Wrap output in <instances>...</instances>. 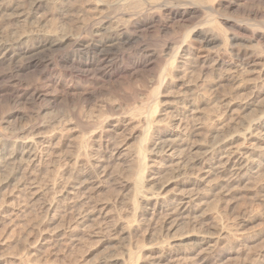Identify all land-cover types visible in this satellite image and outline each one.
Listing matches in <instances>:
<instances>
[{"label":"bare ground","instance_id":"obj_1","mask_svg":"<svg viewBox=\"0 0 264 264\" xmlns=\"http://www.w3.org/2000/svg\"><path fill=\"white\" fill-rule=\"evenodd\" d=\"M38 2L39 0H34L32 3L36 6ZM3 4H0V12L3 14V18L8 21H14L18 26L16 25L17 27L15 26L14 28L13 25H9L10 27L8 28L6 36L0 33V67L3 68L5 66L9 68L8 70L11 73L8 71L10 73L8 74V78L13 83L20 73H24L33 68H42L43 73L41 80L37 81L40 84H34L35 86L32 85V87L28 85L30 88L23 89L21 85H17L19 82L25 81V79L21 80L19 78L21 81H15L16 87L21 86L22 90L20 92H16V90L12 91L8 95V102L12 104L13 108L11 110L10 108L12 106L9 107L8 109L11 112L8 113L6 118H1L0 120V175H4L2 173L6 175L4 180L0 182V189L8 183L16 181L18 185L14 187V190L17 191L19 197H22L31 206L33 202H37L43 195L39 182L37 181L38 175H34L35 168L40 164L42 165L44 161L55 158L58 147L61 145L58 146V143H55V135H52L49 139L41 137L37 134L38 132L36 133L33 130L34 126L32 125V128L28 125H21L18 129L23 120H31L33 122L34 119L23 114L20 108L24 110L29 106L34 105L36 107L35 104L46 98V92L42 87L43 85H46L49 90H53L54 92L63 89L65 95L62 98L67 100L70 92H73L74 87L72 84H68L69 82L67 83L68 79L66 81V78L73 81V77L79 75L85 78V85L86 83L93 84L96 80L98 83L103 84L102 86L104 88L107 86L104 83L109 82L110 90L115 91L114 93L116 95L123 96L134 107V102L137 99L136 96L139 94L140 89H145L149 93L152 87H148L149 85L144 86L142 80L138 79L140 75L138 72L139 69H146V67L153 63L157 64L162 61L164 57H169L172 61L164 68L163 76L179 73L184 77L190 69L199 75L193 83L191 80L187 82L183 81L186 86L185 91L176 98L175 103L173 102L172 104L169 102L175 106L177 111L175 116L171 114L172 116L169 118L171 120L167 119L169 116L167 111L172 109L171 104L168 105L169 103L162 111L155 108V111L150 116H142L141 114L144 113L141 111L142 109L131 106L134 109L132 110L135 111L133 113V119H130L131 124L134 125L130 138L134 140V147H126V144H122V142L120 144L115 142L112 129L114 131V127L117 126H114L113 119L109 116L99 122L98 129L94 127L97 130L91 131L92 124L89 126L81 125L79 128L86 134V137L84 135L79 143L76 157H71L73 164L71 163L72 165H70L73 167L69 172V176L62 182H55L50 188L54 192L58 190V198L60 199L57 198L58 200H55L56 202L60 201L64 206L65 214L68 217L65 219H68L69 223V227H66L69 228L68 230L70 232H74L73 238L74 236L78 237L76 236L77 232L82 230L81 228L85 226L86 222L91 219H98L103 211V208L98 209L96 204H92L91 201L93 200H90L91 192L103 189L104 184L107 183L105 182L103 184L105 181L104 178L108 175L109 165L121 161L124 156H122L123 153H130L131 164L129 166L132 175L128 188H130L132 196L130 201H128L130 202L129 206L132 211L130 213L135 216V219L124 221L128 217L124 219L122 218L123 216L119 217L121 219L114 217L115 222L110 225L105 223V226L102 223L97 225V222L95 226L98 227L95 229L91 228L93 225L88 226L91 228L88 233H91V236L93 235L95 237L106 234L110 238V241L107 240V242L119 241L121 238L129 241L132 238V234L139 233L145 226H148L155 218L159 217L162 225L161 230L167 236H165V240L167 238L168 240L165 244L147 248L145 244L144 246L141 245L142 243L137 244L138 246L135 245L138 251L145 250L156 253V256L150 262H147L145 258H143L145 260L140 259L141 257L136 254L138 252L137 250H133L134 253L128 248V250L124 249V255L129 257V259L123 258L122 256L124 255L120 256V258L107 257L99 264H204L212 260L218 252L223 253L219 255L222 259H217L218 262L214 264H223L224 257L236 253L235 248V251H230L229 248V251H225L227 247L232 246L234 231L225 227H206L205 210L212 196H215L216 199L218 197L219 202H221V200L236 196L241 190L243 191V185H257L259 183L261 172L264 168V101L262 100L263 102L256 103V97L258 96L253 93L245 97L235 95L237 98L224 95L220 100L218 99L219 106H217V111H215V113L218 112L217 114H219L218 117L216 116L217 120H221L226 116L246 115V112L249 111L254 112V114L256 113L254 119L249 117L251 112L248 115V118L251 120L249 119V127L244 132L234 133L224 137L220 129L223 128L222 125L218 129L209 131L207 120L205 119L198 124L195 122L192 126H190L191 124H186V119L188 118L194 121L197 116H201L202 119L205 118L207 114H204L205 111L202 107L214 102L211 100L212 97L204 96V99L201 100L189 95L188 92L194 90L193 88H199V84L206 91L218 89L227 82L230 85L236 84V88H238L237 84L240 82V73L243 76V72H246L249 75L257 76L256 79L262 84V88L261 90L259 89L260 91L256 89L260 95H264V0H110L109 2L99 0L96 12L86 21L79 22L80 33L77 35L65 31L48 30L45 32V30L40 29L41 20H39V17L34 18V20L37 19L36 23L38 25H33L32 11L29 10V12L26 10L25 12L20 5L12 6V3H10L11 5ZM60 16L68 18L73 15H71L69 10L64 8V10L60 11ZM204 21L206 23L203 24ZM180 24L185 25L188 29L184 41L167 42L158 40L163 35L166 36L173 33L174 27ZM33 26H35L34 29ZM148 40H151L153 44H148ZM253 50L257 52V55L253 53ZM51 52H56L58 55L55 57L52 55L54 58H51L47 55ZM15 74L18 75L16 76ZM21 78L23 79L22 76ZM170 79L174 81L175 76H171ZM85 80L83 79V81ZM164 83L167 84V80ZM169 83L171 82L169 81ZM8 84L10 85V83ZM153 94H155V91ZM194 94L196 93L194 92ZM54 96L56 95L54 94ZM198 98L200 97L198 96ZM104 107L106 112L110 114L112 107L110 105H104ZM28 109L31 108L29 107ZM40 110H43V108ZM166 114L168 115L166 116V120H169V122L168 124H162L165 120H162V117ZM240 118L243 119L244 117ZM31 121L30 124L32 123ZM72 121L74 120L72 119ZM231 121L234 120L231 119ZM5 125L6 127H4ZM72 130L70 129V131ZM89 131L91 132L87 137ZM197 138H200L202 142L197 143ZM191 153H193L191 158H186V155H190ZM42 155L47 159L44 160ZM67 164L69 165L68 162ZM58 165L60 164L58 163ZM163 168H169L174 175V180L169 182L166 179L167 182L160 185L159 192L146 190L148 183H152L157 178L156 175L158 176L159 170ZM171 183H175L177 186L173 192L169 190L171 194L169 192L170 195L166 196L163 192L167 190ZM216 199L215 201H217ZM212 203L209 205H212ZM216 204L218 205V203ZM48 208L47 211H55L52 206ZM223 211L225 212V210ZM219 215L217 214V217ZM0 216H2L1 209ZM136 217L142 218L139 220ZM115 218L119 220L117 221ZM65 219L63 220L65 221ZM236 219H238V216ZM216 222L219 221L217 220ZM250 223V220L242 218L238 222V227L244 229ZM187 226L199 228L200 233L196 231L199 234L197 233L195 236L189 235L188 233H180ZM228 227L230 228V226ZM212 230L213 233H211ZM33 232L29 236H32ZM128 237L129 239L126 240L125 238ZM193 237H195V240L192 243H187ZM74 239V242L78 241L77 238ZM122 243L124 244V241ZM96 244L99 245V243ZM31 245L32 243L28 246ZM93 246L95 247V245ZM31 252L29 251L27 253L30 254ZM25 263L22 262V264Z\"/></svg>","mask_w":264,"mask_h":264},{"label":"rangeland","instance_id":"obj_2","mask_svg":"<svg viewBox=\"0 0 264 264\" xmlns=\"http://www.w3.org/2000/svg\"><path fill=\"white\" fill-rule=\"evenodd\" d=\"M16 1L18 2V4ZM33 1H31V0H12V1L11 0H0V4L2 5L5 2L3 5H5V4L11 5L10 3H12V6L13 5H20L22 10H24L25 12H26V10L32 11L33 25H35V26L38 25V23H36L37 19L34 20V18L39 17V20H41L40 29H43V31L45 30V32L48 30L49 31H65V32L76 34V35L78 33H80V29H79V25H78L79 22L80 21H86L87 19H89L90 16L93 15L94 12H96V7H97V4L99 2V0H67V1H65V0H41L40 1L39 0V2L36 4V6H34V4L32 3ZM103 1L109 2L110 0H103ZM30 2H31V4H30ZM27 3H29V4H27ZM62 5H63V7H62ZM30 7H31V9H30ZM64 8L69 10L71 12V15H73V16L68 17V18L60 16V11L64 10ZM34 12H36L37 14ZM1 14L2 13L0 12V18H1L0 19V33L2 35L6 36V34L8 33V28L10 27L9 25H11V26L13 25V27L15 28V26L16 25L18 26V24L17 23L15 24L14 21L6 20L5 18H3V14L2 15ZM74 20H76V21H74ZM204 23H206V21H204L203 24ZM35 26H33V29L35 28ZM57 28H59V29H57ZM67 29H68V31H67ZM173 30H174L173 33H170L169 35H166V36L163 35L160 37L162 39L159 38L158 40L159 41H167V42H171V41L172 42H179V41L182 42L185 40L187 32H188V29L185 25L180 24L178 26H175ZM173 40H177V41H173ZM151 42H152L151 40H148V44H153ZM253 53L257 55V52L254 50H253ZM47 55L52 58L53 57L52 55H54V57H55L58 55V53L51 52V53H48ZM166 58L167 57H164L163 60L158 62L157 64L153 63L152 65L146 67V69L142 68V69H139V71L137 70L140 74L138 79L142 80V84L144 86L149 85L148 87L152 86L150 88V91H149V93L151 95L147 91H145V89H143V90L140 89L141 92L139 91V94H137V96H136L137 99H135V102H134L135 104L133 103L134 107H137V108L139 107L140 109H142L141 111L144 112L141 114L142 116H150V114H152L153 111H155V108H157L159 111H162L164 108H166V106L170 105L171 103L173 104V102L175 103L176 98L179 97L181 95V93H183L186 89L184 82L191 80L193 83L199 77L198 73L195 71H192L191 69L189 70L188 74H186V76H184V77H182V75H180L179 73H174L172 75L168 74L167 76H163L162 74H163L164 68H166L167 64L172 61V59H170L169 57L167 59ZM4 67L3 68L0 67V102H1L0 103V120H1V118L2 119L6 118L8 113L11 112V110L13 108L12 104L8 102L9 93H11L12 91H15V90H16V92L17 91L20 92L22 90V88L23 89L28 88L30 85H31V87H32V85L33 86L39 85L40 82H37V81L41 80V76L43 73L42 68H37V69L33 68V69L26 71L24 73H20L21 75L19 74L18 78L16 80H14V83H13L12 80L10 78H8L9 77L8 74L11 73L8 70L9 68L8 67L4 68ZM8 71L10 73H8ZM245 73L243 72L244 77L240 73V75H241V77H239V79H240L239 83L240 84L239 83L237 84V87L240 89L236 88V84L230 85L227 82V83H224L222 87H220L221 90H220V88H218L215 90L206 91L204 89V87L203 86L200 87L201 84H199L198 85L199 88H193L194 90L189 91L188 94L193 96V97L195 96V98H197V99L202 100V99H204V96L210 97V98L212 97L211 100L214 102L210 101L211 104L209 103V105L202 107V109L204 108V111H205L204 114H207V115H205V118L202 119L201 116H197L195 121L192 120L191 118H188L189 121H187L188 119H186V122H187L186 124H189V125L191 124L190 126H192L195 124V122L198 124V123L203 122V120L205 119V120H207L206 122H207V127H208L209 131H213L215 129H218L222 125L223 128H220V129H221V133L224 137L229 136V135L234 134V133L244 132L249 127L248 126L249 125V119L250 118L254 119L256 116L255 115L256 113L254 114V112L249 111V112H246V115L242 114L243 116L242 115L241 116L233 115L234 117L233 116L232 117L226 116L225 118L227 120L225 118H222L221 120H219V119L217 120V117L219 114H217L218 112L215 113V111H217V106H219L218 105L219 102H217V101H219L220 98L224 95L228 96V97H231V96L235 97V95H237V96L239 95L238 97H245V96H249L250 94L253 93V94H256V96H258V97H256V101H257L256 103H261L264 101V95H260L258 93L262 88V84L259 83L258 79H256L257 76L249 75V74H247V73L245 74ZM21 76L23 77V79L21 78ZM169 76L170 77L175 76V80L172 81ZM19 78L21 80L25 79V81H21ZM67 79H68V81H67ZM83 79L85 80V78H83L82 76H79V75H77L76 77H73V81L69 80V78H66L67 83L69 82L68 84H72L74 87L73 92H70V94H69L70 96H68L69 98L67 100L62 98L65 95V92L63 89H59L56 92H54L53 90H49L46 85H43L42 87H43V90H45V92H46L45 93L46 98H44L42 101L38 102L39 103V104L37 103L38 105L35 104L36 107L34 105H33L34 107L29 106L31 109H28L29 107L25 108L24 110L20 108V110H22L23 114H25L26 116H29V118H33L34 120H33V122L29 119H28L29 121L23 120L22 124H20L18 129L21 127V125L22 126L28 125L30 127L32 125V126H34L33 130H35L36 133L38 132L37 134H39L41 137H46L49 139L52 135H55V137H56L55 143H58V146H60V145L61 146L58 147V150L56 153L57 158L56 157L52 158L53 160L50 159L49 161L46 160V161H44V163H42V165L40 164L39 166H37L35 168L36 172L34 171V173H35L34 175L35 176L38 175L37 181L39 182L41 192L43 195L39 198V200L37 202H35V203L33 202L32 206L30 203H26L22 197H19L17 191L14 190L15 189L14 187L18 185V183L16 181L8 183V184L1 187V189H0V209H1L2 216H0V264H22V262L25 263L27 258H28V260L26 261L25 264H32V263L33 264H38V263L39 264H75V263L76 264H80V263L81 264H85V263L99 264L100 262H102V260H104L107 257L108 258L109 257L110 258L111 257H119L120 258V256L125 254V250H128V248H130V250H132V251L133 250L138 251V249H137L138 245L137 244L142 243L141 245H143V246L145 244V246L147 248V247H152L155 245L165 244V242L168 240V238H167V240H165L167 236L165 235V232L161 230L162 225H161L159 217L155 218L148 226H145L143 228V230L144 229L145 230L140 231L141 234H140V232L137 234L136 233L132 234V235H134V236L136 235V236L134 237L131 235L132 238H130L129 241L127 240V239H129V237H128V238H125L127 241H125L124 239L121 238L119 241L117 240V241L109 242L110 238L106 234H105L106 236L100 235L102 237L101 238L100 236H96V237L93 235L91 236V233H88L89 230H91V228L95 229L96 227H98V226H95L97 222H98L97 225L98 224L100 225L102 223V225L105 226L106 224H109V225L111 223L113 224V222H115L114 217L119 218V217L123 216L122 217L123 219L128 217V219L126 218V220H124V221H129V220L135 219V216L132 213H130L132 211L130 210V206H129L130 205L129 201H130V198L132 196L130 188H128V184H129V181H130V178L132 175L131 174L132 171H131L130 166H129L131 164L130 163V153H127V154L123 153L122 156L123 155L124 156L122 157L121 161L109 165V169L107 172L108 175H106V177L104 178L105 181L103 182V184L105 182H107V183L104 184L103 189L91 192L92 194L90 196V200L91 199L93 200V201H91L92 204L93 205L96 204L98 209L103 208L102 214L100 216L101 218L99 217L96 220L91 219V220H93L92 222H91V220L86 222L85 226H83L81 228L82 230L79 229L80 231L77 232V234H76V236H78L79 238L74 236V238H77L78 241H80V242H78V241L74 242V240H75L73 238L74 232L72 233V232H70V230H68L69 229L68 228L69 223H68V219H65L68 217L65 214L64 206L60 201L56 202V200L60 199V198H58V195H59L58 190H55V192H54L50 187L55 182H62L64 179H66L69 176V172L71 171V169L73 167V166H71L73 164L72 158H74V156L76 157V155L78 153L77 148H78L79 143L81 142L83 136L85 135V137H86V134H84L82 132V129L79 127L81 125L89 126L92 124L91 131L97 130L99 128V122L105 120V118H107L109 116L113 119L114 126H117V127H114V131L112 129V135L114 137L115 142L118 144H120L122 142V144H126V147L127 146L132 147L133 145H135L134 140L130 139L131 133H132V127L134 126L131 124L132 122H130V119H133V113H135V111H133L134 107L131 105L132 103L130 102V104H129V101H127V99L123 98V96L116 95V93H114L115 91L110 90L109 85H108L109 82L104 83L108 86L107 87L105 85L107 88L106 89L102 86L103 84H101L100 82L98 83L96 80L93 82V84H87L86 83V85H85L86 80L83 81ZM251 79H252V81H251ZM163 80L164 81L167 80V84H165ZM15 81L16 82L21 81L17 85H21L22 88H21V86L16 87L17 85H16ZM169 81L171 83H169ZM245 81L246 82L248 81V82L246 83ZM27 82H28V84H27ZM36 82H37V84H36ZM8 83H10V85ZM228 84L230 85V87ZM244 84H246L247 86ZM260 84H261V87H260ZM23 86H26V87H23ZM233 87H235V88H233ZM243 87H244V89H243ZM2 88H3V90H2ZM256 88L258 90L259 89L260 90L258 91ZM154 91H155V94H153ZM194 92L196 94H194ZM50 93L51 94L54 93L56 96H54V94L51 95ZM72 95H73V97H72ZM208 95H210V96H208ZM174 96H175V98H174ZM198 96L200 98H198ZM237 96L235 98H237ZM57 97H59V98H57ZM139 99H141V100H139ZM45 100H47V101H45ZM56 100H57V102H55ZM112 100H114V101H112ZM169 102H171V103H169ZM144 103H146V104H144ZM7 104H9V105H7ZM172 104H171L172 109H169L167 111L169 116L166 114L165 116L162 117V120H164V119L166 120V116H168L167 119H169L172 116L171 114H174L173 116H175V114L177 113L175 106H173ZM104 105L105 106L110 105L112 107L110 114L106 112V110L104 109L105 108ZM131 106L133 108H131ZM9 107H11L10 108L11 110L8 109ZM41 107L43 108V110H40V109H42ZM128 108H129V110H128ZM26 109L28 110V112ZM29 110H31V111H29ZM113 110H115V111H113ZM206 110L208 113L206 112ZM39 111H41V112H39ZM29 112H31V113L28 114ZM250 112H251V114H250ZM77 114H79L80 116L79 115L77 116ZM248 115L250 118H248ZM33 116H35V117H33ZM237 116H238V118H237ZM75 117H77V118L79 117L78 120ZM228 117H229V119H228ZM240 117H244V118L242 119ZM134 118H135V116H134ZM230 118L234 121H231ZM72 119L74 121H72ZM165 120L163 121L162 124H168L169 120H171V119H169L168 121L167 120L165 121ZM25 121H27L28 123ZM30 121L32 122L31 124H30ZM35 121H36V123H35ZM70 121H72L73 123ZM119 121H121V122H119ZM94 125H96V126H94ZM4 127H6V125ZM94 127H97V129ZM70 129L71 130L73 129V130L70 131ZM77 130L79 132L80 131L81 132L79 133ZM91 131H89L87 133L88 134L87 137L89 136V133ZM44 134H47V135H44ZM124 134H125V136H124ZM76 139H78V140H76ZM196 141H198L197 143L202 142V140L200 138H197ZM75 151H76V154H75ZM91 153H92V151H91ZM43 155H42V157H43ZM187 155H189V154H187ZM187 155H186V158H191V155H193V153H191L189 156H187ZM43 158H44V160L47 159L45 156ZM67 162L69 163V165L67 164ZM58 163L60 165H58ZM151 165H155V164H151ZM158 173H159L158 176L156 175V177L158 179L156 178L152 183H148V185L146 186V190H148L150 192H159L160 191L159 188H160V185L162 183L167 182V181L170 182V181L174 180V178H173L174 175H173V173H171L169 168L168 169L163 168L162 170L160 169ZM2 174H4V175H0V182L2 180H4V177L6 176L5 173H2ZM166 175H168V176L166 177ZM49 178H53L54 180L49 179ZM168 178H170V179H168ZM166 179H167V181H166ZM48 183H50V184H48ZM45 186H46V188H44ZM176 186L177 185H175V183H173V184L171 183V185L167 188V190H165L163 192V194L166 196L170 195L171 192H173V190L176 188ZM249 186H251V187H249ZM242 187L244 188V189L242 188L243 189V191L241 190L242 192L240 191V193H238L236 196H231V197L226 198L227 200L224 199V200H221V202H219L220 200L218 199V197L216 199L215 196H212L209 199L208 204H207V209L205 210V212H206L205 226L206 227L213 226V227H218V228L225 227L227 229H231L232 231H234L233 233H235L234 237H233L232 244H231L232 246L227 247L225 251H229V249L231 251V250H234V248H235V250L237 252L231 256L224 257L223 258L224 259L223 264H252V263L253 264H264V262H263V260H264L263 259L264 258V254H263L264 253L263 252L264 251V209H263L264 208V191H263L264 190V168L261 172V177H260L259 183L257 185L256 184H250V185L245 184ZM249 188H250V190H249ZM251 190H252V192H251ZM56 192H57V194H55ZM106 192H108V193H106ZM169 192H170V194H169ZM127 197H128V199H127ZM215 199L218 202L215 201ZM106 202H108V203H106ZM211 202H213L212 205H209V204H211ZM228 202L230 203V205ZM103 203H104V205H103ZM216 203H218V205ZM214 205H215V207H214ZM49 206H52L55 211H47V209H49L48 208ZM210 207H212V208H210ZM39 208H41V209H39ZM214 210L216 213L214 212ZM223 210H225V212ZM243 212H245V213H243ZM38 213H41V214H38ZM104 214L105 215L107 214L106 215L107 217ZM108 214H110V215H108ZM217 214H220V215L217 217ZM237 216H238V219H236ZM46 217H48V218H46ZM241 217L251 221V223L247 227H245L244 229H240L238 227V222L242 219ZM10 218H11V220H10ZM116 218H115V220H117V221L119 219H121V218H119V219H116ZM137 218L138 217H136V219ZM141 218L142 217H140L138 219L140 220ZM63 219H65V221ZM103 219H104V221H103ZM111 219H112V221H111ZM217 220L219 222H216ZM94 221H96V222L93 223ZM99 221H100V223H99ZM101 221H103V222H101ZM66 226H68V227H66ZM88 226H92V227L90 228ZM228 226H230V228ZM85 227H87L88 229L86 228L87 229L86 230ZM232 227H233V229H232ZM31 228L33 229L34 232L32 231ZM65 229L67 232L65 231ZM35 230H37V231H35ZM30 231L33 232L32 236H29V234L31 235ZM196 231H198L200 233L199 228L197 229V228L187 226V227L183 228L180 231V233H188L189 235L195 236L198 233ZM215 231H214V233L216 234ZM143 232L145 235L143 234ZM37 233H38V235H37ZM146 233H147V235H146ZM154 233H155V236H154ZM211 233H213V230L211 231ZM69 235H70V237H69ZM68 237L73 239V240L69 239ZM87 238H88V240H87ZM79 239H81V240H79ZM83 239L86 242H84ZM70 240H71V242H70ZM107 240H109L108 241L109 243L107 242ZM121 240H122V242L124 241V244L122 242H120ZM194 240H195V237L188 240L187 243H192ZM92 241H94L95 243ZM35 242H36V244H35ZM31 243H32V245L28 246ZM96 243H99V245H97ZM130 243H131V245H130ZM148 243H150V244H148ZM117 244H119V245H117ZM93 245H95V247ZM135 245H137V246H135ZM76 246H77V248H76ZM87 247H89V248H87ZM114 247L117 249H115ZM79 249H80V251H79ZM26 251L28 253H29V251L30 252L32 251V252L30 254H28ZM46 252H48V253H46ZM86 252L87 253L89 252V253L87 254ZM100 253L103 255H101ZM220 253L218 252L214 256V258H212V260H209L208 263L214 264V263H217L218 260L222 259L219 256ZM136 254H137V256L141 257L140 259H142V260L146 259L147 262H150L151 259H153L156 256L155 252H150V251H145V250H139L138 252H136ZM221 254H223V253H221ZM22 255L25 258H23ZM80 255L81 256L83 255L84 257L83 256L81 257ZM240 255H241V257H240ZM122 257L129 259V257H127L126 255H124ZM143 258H145V259H143ZM231 258H233V260H231ZM244 258H245V260H244ZM20 259H22V260L19 261ZM23 259H24V261H23ZM128 259H126V260H128ZM238 259H240V260H238ZM227 260H228V262H226ZM208 263H204V264H208Z\"/></svg>","mask_w":264,"mask_h":264}]
</instances>
